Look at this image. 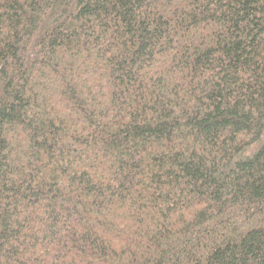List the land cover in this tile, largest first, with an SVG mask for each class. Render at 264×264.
I'll list each match as a JSON object with an SVG mask.
<instances>
[{"label": "trees", "instance_id": "trees-1", "mask_svg": "<svg viewBox=\"0 0 264 264\" xmlns=\"http://www.w3.org/2000/svg\"><path fill=\"white\" fill-rule=\"evenodd\" d=\"M0 264H264V0H0Z\"/></svg>", "mask_w": 264, "mask_h": 264}]
</instances>
